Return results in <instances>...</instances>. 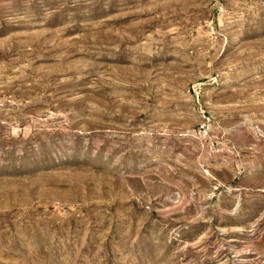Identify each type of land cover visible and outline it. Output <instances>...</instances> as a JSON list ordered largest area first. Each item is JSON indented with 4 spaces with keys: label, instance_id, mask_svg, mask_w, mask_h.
I'll return each instance as SVG.
<instances>
[{
    "label": "rangeland",
    "instance_id": "rangeland-1",
    "mask_svg": "<svg viewBox=\"0 0 264 264\" xmlns=\"http://www.w3.org/2000/svg\"><path fill=\"white\" fill-rule=\"evenodd\" d=\"M0 264H264V0H0Z\"/></svg>",
    "mask_w": 264,
    "mask_h": 264
}]
</instances>
